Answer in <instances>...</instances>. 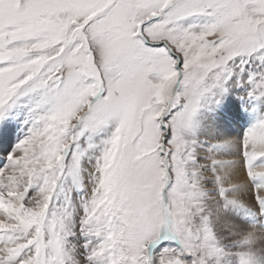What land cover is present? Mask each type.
<instances>
[{"label":"snow or ice","instance_id":"1","mask_svg":"<svg viewBox=\"0 0 264 264\" xmlns=\"http://www.w3.org/2000/svg\"><path fill=\"white\" fill-rule=\"evenodd\" d=\"M252 66L264 104V0H0V118L39 97L0 169V264H264V112L215 145L237 159H197V114ZM232 209L262 223L225 247Z\"/></svg>","mask_w":264,"mask_h":264},{"label":"bare ground","instance_id":"2","mask_svg":"<svg viewBox=\"0 0 264 264\" xmlns=\"http://www.w3.org/2000/svg\"><path fill=\"white\" fill-rule=\"evenodd\" d=\"M245 81L246 78L242 77L241 84L238 85L233 80L230 91L222 95L221 101L212 106L200 118L196 131L197 141L200 143V147L197 149L199 153L198 160H202L208 155L225 160H233L239 157L238 146L235 149L224 150L218 149L215 145L217 142L226 139L239 141L244 133L257 122L261 113L264 112V104H260L249 97L250 86ZM2 148L0 146V152L5 155V152L1 151ZM204 185L206 188L211 189L212 181L210 179L206 180ZM249 186L251 187V183ZM248 198H251L250 195ZM261 223L260 217L250 215L245 209H232L224 214L223 221L216 225L215 230L218 237L229 240L233 244L235 238L229 235V226H237L242 230L252 226L260 229Z\"/></svg>","mask_w":264,"mask_h":264},{"label":"rangeland","instance_id":"3","mask_svg":"<svg viewBox=\"0 0 264 264\" xmlns=\"http://www.w3.org/2000/svg\"><path fill=\"white\" fill-rule=\"evenodd\" d=\"M200 21L197 18H190L188 21H185V26H187L190 23H199ZM258 63V62H257ZM255 66H252L250 68H246V70L239 76H233L230 83L235 80L236 83L239 85L241 84V78L244 77L248 78V72L253 71L255 72ZM231 87L228 89L230 91ZM228 91L226 93H228ZM224 93L223 95H225ZM222 96L219 98V102L221 101ZM39 102V97L36 96H30V97H23L21 98V101L13 107L7 115L0 118V143L1 151L5 155L0 152V169H3L8 164V156L10 153H13L18 144L27 137L29 132L34 128V122L39 114V110L36 108V104ZM217 103L214 101V99H209L204 103V106L201 108L199 113L196 116L195 123H196V131L198 128L199 120L200 118L205 115L206 111H208L212 106L216 105ZM4 134V135H3ZM3 135V136H1ZM197 139V137H196ZM7 141V142H6ZM11 143V144H10ZM13 147V148H12ZM81 147H86L85 141L81 140ZM73 155V150H69L68 153V159H71V156ZM2 159V160H1ZM6 159V161H5ZM94 163V153L92 150H89L88 155L84 158L83 161V167L85 169V177H87V172L91 168L92 164ZM37 191V185L34 183L28 190L27 195L29 197L33 196L35 192ZM59 193V189H58ZM214 193V194H213ZM212 196H215V191H212L210 193ZM63 196L62 194H58L57 197H54L53 204H57L59 202H62ZM217 224L214 225V229ZM216 233V230H215ZM217 235V233H216ZM218 237V235H217ZM221 239L220 237H218ZM73 243H83L82 240H77L76 238H71ZM221 244L225 247H228L232 245L230 242L226 239H221ZM177 247L176 242L172 241H166L164 244L160 245L158 249L156 250L155 254H159L163 249L165 248H175ZM233 251H235V247L232 248Z\"/></svg>","mask_w":264,"mask_h":264},{"label":"water","instance_id":"4","mask_svg":"<svg viewBox=\"0 0 264 264\" xmlns=\"http://www.w3.org/2000/svg\"><path fill=\"white\" fill-rule=\"evenodd\" d=\"M164 242H165V241H163V242L159 243V244L156 246V248H157V247H158L160 244H162V243H164ZM156 248H155V249H156Z\"/></svg>","mask_w":264,"mask_h":264}]
</instances>
